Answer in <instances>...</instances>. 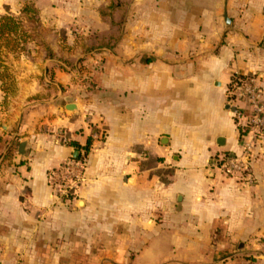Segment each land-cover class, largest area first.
I'll return each instance as SVG.
<instances>
[{
	"label": "crops",
	"instance_id": "crops-1",
	"mask_svg": "<svg viewBox=\"0 0 264 264\" xmlns=\"http://www.w3.org/2000/svg\"><path fill=\"white\" fill-rule=\"evenodd\" d=\"M91 1L89 32L110 30L111 0ZM95 51L81 73L43 50L15 64L0 264H264V159L252 186L210 167L242 153L229 91L264 59V0H130L115 48ZM77 152L84 181L60 199L49 174Z\"/></svg>",
	"mask_w": 264,
	"mask_h": 264
},
{
	"label": "rangeland",
	"instance_id": "rangeland-1",
	"mask_svg": "<svg viewBox=\"0 0 264 264\" xmlns=\"http://www.w3.org/2000/svg\"><path fill=\"white\" fill-rule=\"evenodd\" d=\"M96 7L91 0H0V16H14L26 33L18 40V45L12 42L7 46L3 38L0 39V113L7 112L9 103L18 94L14 68L21 55L31 56L43 50L58 65L63 63L70 71L81 73L86 68L87 56L98 53L94 50L96 45L112 44L111 38H120L122 31L117 26L106 30L102 24L97 31L89 32L88 27H92L98 17ZM259 63L256 73L248 77L263 86L264 59ZM44 78L42 76L43 83ZM3 123L0 115V124Z\"/></svg>",
	"mask_w": 264,
	"mask_h": 264
},
{
	"label": "built area",
	"instance_id": "built-area-1",
	"mask_svg": "<svg viewBox=\"0 0 264 264\" xmlns=\"http://www.w3.org/2000/svg\"><path fill=\"white\" fill-rule=\"evenodd\" d=\"M229 95L234 118L241 130L242 153L217 156L210 162V167L252 186L256 184L254 165L264 159V88L255 79L236 75ZM106 135L102 129L94 133V138L102 141ZM60 141L67 143L68 138L62 135ZM86 169V153L80 159L71 156L50 172L51 188L60 199L74 198L84 181Z\"/></svg>",
	"mask_w": 264,
	"mask_h": 264
},
{
	"label": "trees",
	"instance_id": "trees-1",
	"mask_svg": "<svg viewBox=\"0 0 264 264\" xmlns=\"http://www.w3.org/2000/svg\"><path fill=\"white\" fill-rule=\"evenodd\" d=\"M130 7V0H111L110 5L106 9H102L100 14L103 19L111 18L113 20V27L117 26L123 33L124 31V24L127 20V15L129 12ZM30 11L28 8L27 11ZM118 16V21H117ZM121 33V34H122ZM24 36H26V33L23 31V27L21 22L16 19L12 15H5L0 16V39L3 38V40L6 42L7 46H10L12 42L19 44L18 40H21ZM121 37V35H120ZM118 39H114L112 44H99L94 47V50L98 49H113L117 45ZM74 146H76L77 149H79L78 145L76 143H72ZM91 145V139L88 142V145L86 146V149L89 150V146ZM80 159V158H79Z\"/></svg>",
	"mask_w": 264,
	"mask_h": 264
},
{
	"label": "water",
	"instance_id": "water-1",
	"mask_svg": "<svg viewBox=\"0 0 264 264\" xmlns=\"http://www.w3.org/2000/svg\"><path fill=\"white\" fill-rule=\"evenodd\" d=\"M66 109L69 110V111H72V110L76 109V105L70 104V105H68L66 107ZM26 145H27L26 142H23V143L20 144L19 154H21V155H24L25 154ZM78 154L79 153L77 152V155H75L74 157L77 158L78 157Z\"/></svg>",
	"mask_w": 264,
	"mask_h": 264
}]
</instances>
